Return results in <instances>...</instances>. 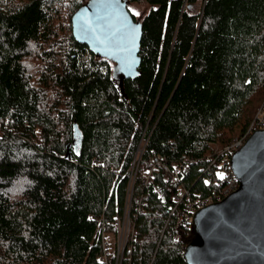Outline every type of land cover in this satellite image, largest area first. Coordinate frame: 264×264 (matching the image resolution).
<instances>
[{
	"label": "trees",
	"instance_id": "16d2710c",
	"mask_svg": "<svg viewBox=\"0 0 264 264\" xmlns=\"http://www.w3.org/2000/svg\"><path fill=\"white\" fill-rule=\"evenodd\" d=\"M86 1L0 0V264H101L96 226L121 211L144 126L129 264H186L191 229L173 214L161 231L175 184L141 175L189 158L191 197L214 189L197 168L264 103V0H125L149 6L127 78L74 40Z\"/></svg>",
	"mask_w": 264,
	"mask_h": 264
},
{
	"label": "water",
	"instance_id": "95a60500",
	"mask_svg": "<svg viewBox=\"0 0 264 264\" xmlns=\"http://www.w3.org/2000/svg\"><path fill=\"white\" fill-rule=\"evenodd\" d=\"M70 26L74 40L113 62L122 78L136 74L141 26L125 0H87ZM230 166L238 187L195 212L186 264H264V130L246 138Z\"/></svg>",
	"mask_w": 264,
	"mask_h": 264
},
{
	"label": "built area",
	"instance_id": "2783aa9c",
	"mask_svg": "<svg viewBox=\"0 0 264 264\" xmlns=\"http://www.w3.org/2000/svg\"><path fill=\"white\" fill-rule=\"evenodd\" d=\"M255 130H264V103L257 108L253 119L241 135L233 137L222 147H214L213 155L206 157L204 164L197 168V171L203 175L205 183L214 184V189L202 197H191L189 189L182 182L185 170L190 163L195 162L194 159L167 160L160 155L151 159L149 169L141 175V182L145 184L150 178L151 171L159 168L168 175L169 183L175 184L173 194L166 205L167 216L162 223L161 231H163L168 217L173 214L176 215L178 223L182 227L191 229L194 214L199 208L222 200L238 187V181L230 166V157L232 153L242 147L246 138ZM148 134L149 131L144 126L140 131L127 170L126 195L121 211L119 212L115 208L110 225L103 217L97 223L96 238L99 245L97 259L101 264H129L133 235L131 213L140 212L144 203L141 195H132L133 186ZM153 188L158 195L162 194L161 186L154 185Z\"/></svg>",
	"mask_w": 264,
	"mask_h": 264
},
{
	"label": "rangeland",
	"instance_id": "374dc122",
	"mask_svg": "<svg viewBox=\"0 0 264 264\" xmlns=\"http://www.w3.org/2000/svg\"><path fill=\"white\" fill-rule=\"evenodd\" d=\"M148 5L144 2H139V3H131L126 1V8L130 12V14L133 15L135 20H139L147 11ZM199 7L198 3H194L191 5L189 8V11L191 12H196ZM139 13V15H135V13Z\"/></svg>",
	"mask_w": 264,
	"mask_h": 264
},
{
	"label": "snow or ice",
	"instance_id": "6c2138e0",
	"mask_svg": "<svg viewBox=\"0 0 264 264\" xmlns=\"http://www.w3.org/2000/svg\"><path fill=\"white\" fill-rule=\"evenodd\" d=\"M135 15H139V13L137 12V13H135ZM222 178V177H221Z\"/></svg>",
	"mask_w": 264,
	"mask_h": 264
}]
</instances>
